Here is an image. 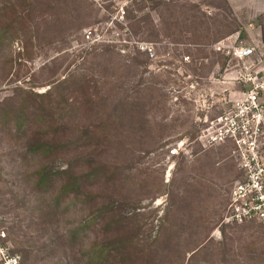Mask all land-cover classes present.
I'll list each match as a JSON object with an SVG mask.
<instances>
[{
  "label": "rangeland",
  "instance_id": "obj_1",
  "mask_svg": "<svg viewBox=\"0 0 264 264\" xmlns=\"http://www.w3.org/2000/svg\"><path fill=\"white\" fill-rule=\"evenodd\" d=\"M257 2L0 0V247L19 264H264L261 225L222 223L230 147L197 142L244 90L214 46H254ZM67 169L76 194L37 188Z\"/></svg>",
  "mask_w": 264,
  "mask_h": 264
},
{
  "label": "built area",
  "instance_id": "obj_2",
  "mask_svg": "<svg viewBox=\"0 0 264 264\" xmlns=\"http://www.w3.org/2000/svg\"><path fill=\"white\" fill-rule=\"evenodd\" d=\"M84 39L93 44L99 37L88 31ZM137 49L154 58L152 46L139 43ZM214 51L236 64L235 79L244 90L230 109L206 123L197 142L203 150L229 146L240 174L228 193L222 223H256L264 229V56L256 46L225 41L216 44ZM0 264H19V258L0 247Z\"/></svg>",
  "mask_w": 264,
  "mask_h": 264
},
{
  "label": "trees",
  "instance_id": "obj_3",
  "mask_svg": "<svg viewBox=\"0 0 264 264\" xmlns=\"http://www.w3.org/2000/svg\"><path fill=\"white\" fill-rule=\"evenodd\" d=\"M30 95H32V94L27 93V100H28V97H30ZM49 96H50V93L46 92L45 95H43L42 97H39V98H46ZM49 108H50L49 106H46V107L40 109V111L43 113H48V111L50 110ZM21 109L24 110L23 113H25V110L28 111L26 104L24 107L22 105ZM37 148L39 149V152L42 154V156H47L49 159V158L56 157V155L61 152L62 146L60 143H58L56 141H51V142H43ZM230 159L233 162L234 167H235V163H234L233 159L231 157H230ZM235 169H236V167H235ZM62 176H64V179L62 178ZM239 176H240V174H239ZM57 179H59L61 182L60 187H59L60 195L76 194L77 192L80 191V187L82 186L81 181H80V177L74 175L68 169L64 170L62 172H57V173L53 172V171H49V172L47 171L46 172L44 170H41V171H38V181L36 184L37 188H40L43 186L47 187L50 183L54 182ZM92 196L93 195L91 193H88L85 195V197H87V198H90ZM120 242H121V244L125 245L126 239L121 240Z\"/></svg>",
  "mask_w": 264,
  "mask_h": 264
},
{
  "label": "crops",
  "instance_id": "obj_4",
  "mask_svg": "<svg viewBox=\"0 0 264 264\" xmlns=\"http://www.w3.org/2000/svg\"><path fill=\"white\" fill-rule=\"evenodd\" d=\"M256 8V13L258 15V20L255 23L254 34L250 31L247 32L249 39H252L253 45L258 48V51L264 56V0H258ZM254 35L256 37H254Z\"/></svg>",
  "mask_w": 264,
  "mask_h": 264
}]
</instances>
